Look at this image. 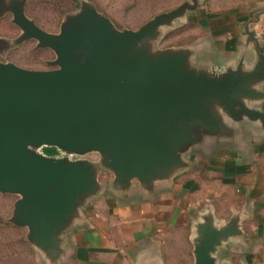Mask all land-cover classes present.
Masks as SVG:
<instances>
[{
    "label": "water",
    "instance_id": "water-1",
    "mask_svg": "<svg viewBox=\"0 0 264 264\" xmlns=\"http://www.w3.org/2000/svg\"><path fill=\"white\" fill-rule=\"evenodd\" d=\"M0 0V17L5 8ZM27 0L8 11L22 34L52 50L54 69L28 70L0 61V193L19 196L10 220L27 228V239L57 261L63 233L99 189V174L111 172L119 187L136 180L150 187L187 167L183 155L206 136L228 132L225 120L248 119L264 128V49L253 71L222 74L197 70L186 48L154 51L162 29L183 19L193 4L155 16L137 30H118L90 3L62 23L60 32L41 29L25 13ZM0 43L2 40L0 39ZM50 147L69 155L98 153L100 165L48 157ZM195 264H218L217 249L240 234L237 220L198 228Z\"/></svg>",
    "mask_w": 264,
    "mask_h": 264
},
{
    "label": "crops",
    "instance_id": "crops-1",
    "mask_svg": "<svg viewBox=\"0 0 264 264\" xmlns=\"http://www.w3.org/2000/svg\"><path fill=\"white\" fill-rule=\"evenodd\" d=\"M187 28L197 32L183 47L192 67L251 72L259 58L246 32L264 49V0L217 15L197 10ZM251 107L264 111V99ZM225 125L227 133L205 135L183 155L186 168L150 187H119L100 172L98 193L63 233L58 260L46 264H195L198 228L209 219L216 228L237 220L240 230L217 249L218 264H264V128L248 119Z\"/></svg>",
    "mask_w": 264,
    "mask_h": 264
},
{
    "label": "rangeland",
    "instance_id": "rangeland-1",
    "mask_svg": "<svg viewBox=\"0 0 264 264\" xmlns=\"http://www.w3.org/2000/svg\"><path fill=\"white\" fill-rule=\"evenodd\" d=\"M13 0H3L4 12L0 17V61L14 63L28 70L54 69L49 62L56 55L50 49L37 48L35 40L18 43L21 29L13 23V15L7 8ZM195 0H27L26 16L46 32L58 34L62 23L69 16L77 15L84 3L92 4L96 10L106 16L120 30H137L155 16L167 13L188 2ZM261 0H198L194 11H188L183 19H179L170 28L162 29L160 38L152 43L153 50L183 48L197 34L187 28L188 17L197 10H205L213 14L232 11L240 6H248ZM2 3V4H3ZM184 22V23H183ZM198 22V21H197ZM184 24L182 30L179 25ZM182 24V25H183ZM188 31V32H187ZM48 157H67L72 161L86 160L100 165L101 156L89 153L84 156L69 155L55 148L43 147L38 150ZM264 165V155L261 158ZM103 171V170H102ZM101 171V172H102ZM104 175L102 176V178ZM19 196L0 193V264H46L45 255L34 248L27 239V228L17 227L10 222L15 203Z\"/></svg>",
    "mask_w": 264,
    "mask_h": 264
}]
</instances>
